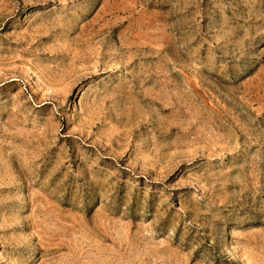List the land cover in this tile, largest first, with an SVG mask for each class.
Wrapping results in <instances>:
<instances>
[{
	"label": "rangeland",
	"instance_id": "374dc122",
	"mask_svg": "<svg viewBox=\"0 0 264 264\" xmlns=\"http://www.w3.org/2000/svg\"><path fill=\"white\" fill-rule=\"evenodd\" d=\"M0 264H264V0H0Z\"/></svg>",
	"mask_w": 264,
	"mask_h": 264
}]
</instances>
